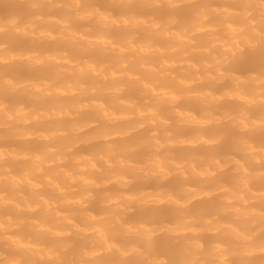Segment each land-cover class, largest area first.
<instances>
[{"label":"clouds","instance_id":"9594fccd","mask_svg":"<svg viewBox=\"0 0 264 264\" xmlns=\"http://www.w3.org/2000/svg\"><path fill=\"white\" fill-rule=\"evenodd\" d=\"M26 2L30 27L65 40L107 31L112 9L127 11L122 34L96 37V68L70 75L53 64L44 94L7 74L16 32L0 28V139L30 141L0 152V264H264V142L253 139L264 136V0ZM76 47L73 63L90 67L89 45ZM254 55L258 67L241 71ZM17 93L30 105L5 102ZM234 99L238 110L219 107ZM188 100L196 116L183 110ZM182 117L201 130L185 134ZM225 170L230 188L212 179ZM146 184L154 196L134 188ZM210 184L227 194L193 207Z\"/></svg>","mask_w":264,"mask_h":264},{"label":"bare ground","instance_id":"6f19581e","mask_svg":"<svg viewBox=\"0 0 264 264\" xmlns=\"http://www.w3.org/2000/svg\"><path fill=\"white\" fill-rule=\"evenodd\" d=\"M2 1L3 0H0V4ZM8 1H11V2L13 1V3L15 2L14 5L15 4L18 5V3L21 5L23 2H26V0H8ZM95 3H96V6L102 10L108 8V5L105 2V0H95ZM18 7L19 5L15 6V9L18 10ZM114 11H112L114 23L110 22L112 23V27L109 30L105 31L104 29L96 27L94 28L93 34L89 35L88 37H85L84 40H81L79 33H77L76 36L71 40L57 39L55 32L51 33V35H47L44 33V30L42 28H37L35 26L30 27L29 26L30 20L26 21V17H24L25 16L24 14L19 15L18 13L16 14L17 16L14 15L15 17L8 19V20H6L5 18L3 19L0 18V28H4L5 30L11 29V30H15L16 32L15 38H12L9 42L10 51L4 57V60H3V66L5 67L7 74L15 79L23 80L25 82L26 88L32 89L40 94H44L51 88V85L47 83L48 78H45L42 75H47V77H49L51 66L53 64H64L65 67L69 69L70 75H75V73L77 72L91 71L95 69L97 66V63L102 59L98 54L97 48L93 46L99 43L96 37H102L104 43H107L109 38L113 36H118L122 34V31H123V29L121 28V25L119 24L117 17L119 15L124 14L127 10L125 8H120L118 10V12L121 11L119 15L118 14L114 15ZM9 17H11L10 14H9ZM85 26H92V25L88 23ZM173 38L177 40L180 39L179 36L168 37V39H173ZM77 42L86 43L89 45V48L86 54V58L89 60V65H90V67L88 68H85L82 65L77 66L73 63V59L79 55L77 47H76ZM144 55L146 56L150 55V51H145ZM53 57H55V59H53ZM257 59H258V55L252 56L249 59V61H252V62H248L245 65H242L241 71H248V70L256 69L258 67L257 65L258 63L256 62ZM29 61H31L32 63H36L37 61L40 62L36 64V67L33 70L34 72L33 71L31 72V73H37L36 75L41 77L40 78L37 76L39 78V80L37 81L33 80L31 77L27 78L26 77L27 75L25 77H21L24 75L20 76L18 73L20 71V65L23 63L25 64ZM65 61H67V64H65ZM194 70L200 71L199 66L197 65V67ZM171 71H172V74L177 77L181 75V71L179 68H173L171 69ZM27 74H29V72ZM201 86L204 87L206 85H201ZM221 89H222V86L219 85L217 87V91H220ZM60 98L63 100L69 99L67 95H64ZM96 99L99 100V98H96ZM234 100L238 102L240 105L244 103L242 99H234ZM5 102L9 104H24L26 106L30 105L31 103L29 99L26 98V96L21 95L19 93L11 95L10 97L6 99ZM197 106H200V105L196 100H188V101H184L182 108L185 112L189 113L190 116H196L197 110L195 113V108ZM236 106L237 105L235 103H231L227 101H221L219 104V107L222 110L234 111V108H236ZM90 115L91 114H89V116ZM182 118H187V117H182ZM187 119H188V124L184 128L185 134H189L190 131L192 130H197V131L201 130L200 127L196 125L195 121H193L190 118H187ZM29 126L31 127L32 125H29ZM205 130L211 131L212 128L211 126H208ZM0 135H4L6 137L7 130L0 129ZM253 139L256 143L264 142V136H261L260 134H256L253 137ZM28 143H30V141H26L23 139H15V138L0 139V152H4V153L20 152ZM16 144L17 145L19 144L20 147L17 146ZM14 145H16V147ZM92 147L93 146L91 145L89 146L82 145L80 146V148L77 149V151L87 154L92 151ZM227 150H228V147L224 146L218 149L217 151L221 153L222 151L225 152ZM179 151H180V155L182 156L187 150L182 149ZM21 167H23V163H21ZM9 171L12 172V174H14L13 169H9ZM212 179L219 183L224 182L223 184L226 187H229V188L232 187V181H231L232 177H231L230 172H227V173L217 172L216 175ZM210 185H213V184H210ZM210 185H208V189ZM138 186H141L142 188H147V189H152L154 187V185L152 184L138 185ZM251 187L253 188L254 191H256V190H259L262 187V185L259 181H256L251 185ZM148 192L147 191L146 193L143 192L142 195L145 198H149L155 195V193L151 194L152 192L151 193L149 192V194H147ZM217 194L218 195L212 194L211 191H209V194L202 196V199H199V202L194 203L193 207L199 208V207L208 206L212 203H215L219 197H222L226 195L227 193L217 192ZM52 207L56 210L61 211V214L63 215L67 206L53 203ZM28 214L35 217L39 213L38 211H34Z\"/></svg>","mask_w":264,"mask_h":264},{"label":"rangeland","instance_id":"374dc122","mask_svg":"<svg viewBox=\"0 0 264 264\" xmlns=\"http://www.w3.org/2000/svg\"><path fill=\"white\" fill-rule=\"evenodd\" d=\"M15 3V2H14ZM14 3H13V1L11 2V1H8V0H3L2 2H1V4H0V13H1V15H0V18L1 19H3V18H5L6 20H8V19H11V18H13V17H15L14 15H16V14H18L19 13V15L20 14H24L25 16L24 17H26V21L27 20H30V17H31V10H30V7H29V4L27 3V2H23L21 5L18 3V5H19V7H18V10L17 9H15V6H18L17 4H15L14 5ZM120 8H118V10H119ZM115 10V11H114ZM118 10H116V9H112V11H114V15H119L120 14V12L121 11H119L118 12ZM189 12H190V10H188V9H186V10H184V15L185 14H189ZM9 14L11 15V17H9ZM17 16V15H16ZM248 62H252V61H248ZM257 63H258V59H257V61H256ZM256 63V64H257ZM23 65H24V63L23 64H21L20 65V71L18 72L19 73V75L21 76V75H24V76H21V77H25L26 75V77L28 78H32L33 80H35V81H37V80H39V78L38 77H40V76H38V75H36L37 73H31V72H29V74H27L28 72H26L25 73V71H23ZM245 65V64H244ZM258 65V64H257ZM34 72V71H33ZM38 76V77H37ZM42 76H44L45 78H48L49 79V77H47V75H42ZM35 78H37V79H35ZM41 78V77H40ZM222 86V89L224 88V87H227V83H225V84H222L221 85ZM26 98L28 99V97L26 96ZM227 102H231V103H235L237 106H236V108H234V111H236V110H238V108H239V106H240V104L238 103V102H236L235 100H231V101H227ZM183 103L184 102H182V106H183ZM197 107H199V108H197ZM196 108H195V113H196V110H197V113L199 112V110L198 109H200V106H197ZM196 113V114H197ZM91 116V115H90ZM195 131H197V130H192V131H190V133L189 134H191V133H193V132H195ZM17 145V144H16ZM16 145H14L15 147H16ZM17 146H19L20 147V145L18 144ZM18 147V148H19ZM223 152V151H222ZM221 152V153H222ZM15 172H16V170H13V173L15 174ZM227 172H230L229 170H225V171H223L222 173H227ZM230 181V180H229ZM232 181V180H231ZM230 181V182H231ZM224 183V182H223ZM227 183H228V181H227ZM114 187V186H113ZM215 187V185L213 184V185H210L209 186V191H211V189L212 188H214ZM134 188H139V189H143L144 191L143 192H145L146 193V191L148 192V190L149 189H147V188H142L141 186H134ZM154 188V187H153ZM145 189H147V190H145ZM42 191H43V189H42ZM150 193L152 192V191H149ZM149 192L147 193V194H149ZM154 192H152L151 194H153ZM215 195H218L217 193H215ZM202 199V198H201ZM197 202H199V200H197V201H195L194 203H197ZM212 204H214V203H212ZM212 204H210V205H212ZM210 205H208V206H210Z\"/></svg>","mask_w":264,"mask_h":264}]
</instances>
